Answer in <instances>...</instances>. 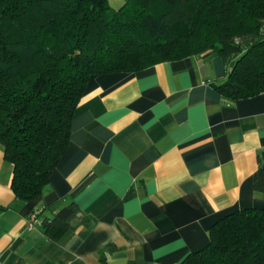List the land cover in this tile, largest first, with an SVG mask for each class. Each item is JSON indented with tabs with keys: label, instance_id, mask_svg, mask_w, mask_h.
Listing matches in <instances>:
<instances>
[{
	"label": "crops",
	"instance_id": "0c3cea01",
	"mask_svg": "<svg viewBox=\"0 0 264 264\" xmlns=\"http://www.w3.org/2000/svg\"><path fill=\"white\" fill-rule=\"evenodd\" d=\"M225 71L209 50L91 76L68 146L32 203L14 199L0 144V264H181L221 217L264 208L255 187L264 92L225 99L217 90ZM71 201L91 223L54 239L41 220ZM31 210L40 216L28 228Z\"/></svg>",
	"mask_w": 264,
	"mask_h": 264
},
{
	"label": "trees",
	"instance_id": "16d2710c",
	"mask_svg": "<svg viewBox=\"0 0 264 264\" xmlns=\"http://www.w3.org/2000/svg\"><path fill=\"white\" fill-rule=\"evenodd\" d=\"M209 50L226 65L225 99L264 92V0H0V144L14 199L32 203L48 187L91 76ZM255 187L264 192V165ZM78 211L62 206L41 220L44 231L56 239L89 225ZM181 264H264V208L221 217Z\"/></svg>",
	"mask_w": 264,
	"mask_h": 264
},
{
	"label": "built area",
	"instance_id": "2783aa9c",
	"mask_svg": "<svg viewBox=\"0 0 264 264\" xmlns=\"http://www.w3.org/2000/svg\"><path fill=\"white\" fill-rule=\"evenodd\" d=\"M37 223H38V218L36 217L35 213L34 212L29 213L27 217V227L31 228Z\"/></svg>",
	"mask_w": 264,
	"mask_h": 264
},
{
	"label": "rangeland",
	"instance_id": "374dc122",
	"mask_svg": "<svg viewBox=\"0 0 264 264\" xmlns=\"http://www.w3.org/2000/svg\"><path fill=\"white\" fill-rule=\"evenodd\" d=\"M234 64V62L232 61L231 63H230V65L232 66Z\"/></svg>",
	"mask_w": 264,
	"mask_h": 264
}]
</instances>
